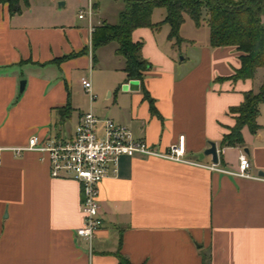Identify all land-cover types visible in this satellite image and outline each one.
I'll return each mask as SVG.
<instances>
[{"label": "crops", "instance_id": "obj_1", "mask_svg": "<svg viewBox=\"0 0 264 264\" xmlns=\"http://www.w3.org/2000/svg\"><path fill=\"white\" fill-rule=\"evenodd\" d=\"M110 2L109 14L99 0H20L12 13L0 0V264H202V256L207 264H264V102L256 132L244 127L242 144L221 145L235 124L230 109L259 91L264 68L252 79L232 80L241 53L211 47L207 25L185 16L179 45L168 39V25L132 32L149 67L131 91L117 44L92 46L93 29L117 24L124 8L123 0ZM89 4L91 17L79 19ZM164 16L155 9L151 22ZM189 22L198 32L185 33ZM85 72L92 102L80 83ZM88 111L126 126L158 152L184 136L188 161L121 156L116 176L100 183L102 226L91 246L76 236L83 224L80 184L51 178L46 153L14 152L32 137L69 138ZM210 143L217 164L199 157ZM241 153L250 178L209 169L236 171Z\"/></svg>", "mask_w": 264, "mask_h": 264}, {"label": "trees", "instance_id": "obj_2", "mask_svg": "<svg viewBox=\"0 0 264 264\" xmlns=\"http://www.w3.org/2000/svg\"><path fill=\"white\" fill-rule=\"evenodd\" d=\"M10 12L19 10L20 0H6ZM27 1V0H23ZM124 8L118 15V22L109 25L103 22L92 32L94 49L114 42L117 44L116 54L125 60L124 73L126 80L143 81V73L149 63L141 56L142 43L133 42L132 32L137 28L159 29L169 26L168 39L179 45V35L185 16L189 17L196 27L204 22L209 30L211 47L234 46L241 53V67L232 80L252 79L259 68H264V0H123ZM155 9H163L165 16L159 23L151 22ZM62 59V58H61ZM56 60V62L60 61ZM150 109L154 111L153 101L144 88L141 89ZM264 102V80L259 91L248 92L244 101L231 108L235 115V124L222 138L221 145L234 147L242 144L241 130L247 127L251 133L258 129L256 118L258 105ZM68 112V113H67ZM60 120L69 118V106L60 110ZM208 258L202 256V264Z\"/></svg>", "mask_w": 264, "mask_h": 264}, {"label": "built area", "instance_id": "obj_3", "mask_svg": "<svg viewBox=\"0 0 264 264\" xmlns=\"http://www.w3.org/2000/svg\"><path fill=\"white\" fill-rule=\"evenodd\" d=\"M92 12V6L89 4L86 10L79 11L78 18H90ZM80 83L92 102L95 96L91 91L90 79L83 78ZM23 151L46 153L49 157L51 178H68L80 184L83 224L76 230V236L85 240L89 246L102 226L99 214L100 183L109 176H116L121 156L132 157L141 154L188 163L184 159V136H179L177 143L170 146L166 152H158L145 142L136 140L126 126L116 124L111 119L99 118L92 111L81 115L69 138L48 137L40 141L37 137H32L26 147L14 149L17 154ZM249 168L250 162L245 153L238 156L236 171L221 170L215 165L209 167L236 178H250Z\"/></svg>", "mask_w": 264, "mask_h": 264}, {"label": "water", "instance_id": "obj_4", "mask_svg": "<svg viewBox=\"0 0 264 264\" xmlns=\"http://www.w3.org/2000/svg\"><path fill=\"white\" fill-rule=\"evenodd\" d=\"M25 86V78H20L19 80V92L21 93ZM129 90L134 91L137 89V83L135 81L131 82L128 87ZM209 148L204 150L202 154H200V158L203 156H211V161L213 164L218 163V155L216 150V145L214 143L209 144Z\"/></svg>", "mask_w": 264, "mask_h": 264}, {"label": "rangeland", "instance_id": "obj_5", "mask_svg": "<svg viewBox=\"0 0 264 264\" xmlns=\"http://www.w3.org/2000/svg\"><path fill=\"white\" fill-rule=\"evenodd\" d=\"M99 2L101 4V11L110 14V12L112 10H114V6H112V3L110 2V0H99ZM157 14H159V10L155 11L153 16L156 17ZM263 21H264V17H263ZM189 23H191V22H189ZM187 26H191V27L188 28L185 33H188L189 34L190 32H192V33L198 32V30L193 26L192 23L191 24H187L186 27ZM202 26H204V25H202ZM206 30H207V27H205V32H206ZM83 77L89 78V73L88 72H85V74H83ZM67 128L68 129L74 128V122L69 123L68 126H67Z\"/></svg>", "mask_w": 264, "mask_h": 264}]
</instances>
